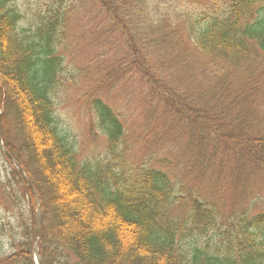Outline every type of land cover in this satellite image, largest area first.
<instances>
[{"label": "trees", "instance_id": "obj_1", "mask_svg": "<svg viewBox=\"0 0 264 264\" xmlns=\"http://www.w3.org/2000/svg\"><path fill=\"white\" fill-rule=\"evenodd\" d=\"M19 1L0 0V105L19 152L6 146L41 197L43 263L264 264V211H253L258 196L245 206L264 186V0H87V45L120 43V67L97 65L95 81L116 84L128 65L150 92L140 101L152 108L141 128L150 155L133 164L125 114L96 91L88 105L105 154L80 162L56 117V99L82 74L63 51L83 0H36L31 17ZM166 144L188 154L183 180L166 171L170 160H153L152 145ZM5 163L0 203L18 219L3 263L34 264V196Z\"/></svg>", "mask_w": 264, "mask_h": 264}, {"label": "rangeland", "instance_id": "obj_2", "mask_svg": "<svg viewBox=\"0 0 264 264\" xmlns=\"http://www.w3.org/2000/svg\"><path fill=\"white\" fill-rule=\"evenodd\" d=\"M36 2V0H20L18 4L23 10L32 9L37 11L41 7L35 4ZM87 3V0H83V5L85 4L83 8H74L75 12L71 15L70 28L66 30L68 42L65 45L66 49H64L63 53L65 54L67 51V63L70 62L71 68L75 72L81 70L82 74L76 79V84L69 85L66 92L61 93L56 99V117L61 123L63 136L66 137L70 145L74 146L81 160L94 159L92 157L95 154L100 155L106 153L107 144L104 138L105 136L103 134L101 135L100 130L95 128V111L90 110L88 105L90 97H95L96 91L112 108L122 111L125 114L122 123L125 126V133L127 134L123 140L127 151L126 158L129 163L133 164L142 159H148L150 152H147V149L149 148L148 142L150 138H141L145 132V129L141 128L146 125L147 112L151 108L140 105V99L147 97L148 87L141 83L142 77L136 71H128L136 70L129 68L128 65H126L127 71L125 76L122 69L118 71L123 72V74L118 78V83L116 84H110L108 81L102 80L100 78L102 73H98L99 77L95 81V65H102L103 62H106L110 70L112 66L114 68L120 67L115 64L120 61L121 54L118 52L120 43L114 36L110 44H99L98 46L87 45L89 36L95 31V20L87 18L94 8L93 6L90 7ZM32 10L27 11L30 17L33 13ZM151 12L149 10L145 13L146 16L142 14L139 15V18L144 16L146 20H149ZM93 14L95 15V13ZM136 14L140 13L136 11ZM166 56L169 57L168 55ZM153 66H157V63L153 62ZM69 67L67 65V68ZM164 75L168 77L171 74L164 73ZM123 76L125 77L124 79ZM204 79H206V76L203 71L197 75V80ZM174 86L177 85L174 84ZM98 87L102 90H96ZM177 90L181 89L179 88ZM150 126L153 131L158 130L153 127V124ZM8 130L7 135L5 134L4 142L9 143L11 146L14 145L16 147V154L19 152V139L15 136L16 130H14L13 125L9 126ZM176 142L183 143L184 141L183 139H179ZM152 146L151 152L157 151L160 153L154 155L153 160H159L160 158L170 160L173 167L172 171L167 169L166 171L170 176L175 175L178 180H183L182 172H180V167L177 164L180 166L184 165L188 154L177 150L181 148L180 143L177 144V149L172 144H166V147ZM21 157L24 160H28L26 153ZM5 164L0 152V172L3 171L4 167H7ZM176 177H173V179H176ZM256 196L258 198L254 201L256 203L252 205L253 211H264V186L255 195L246 200L245 206L250 205ZM5 198H3L4 201ZM8 206H10L9 203ZM243 206L244 203L241 205V208ZM27 215L31 218L30 213H27ZM2 218L8 219L11 222L16 221L15 217L13 219V214H7L0 209V227L2 225ZM10 249L11 246L8 239L0 237V260H3L5 256L9 255Z\"/></svg>", "mask_w": 264, "mask_h": 264}, {"label": "water", "instance_id": "obj_3", "mask_svg": "<svg viewBox=\"0 0 264 264\" xmlns=\"http://www.w3.org/2000/svg\"><path fill=\"white\" fill-rule=\"evenodd\" d=\"M0 144H1V148L3 150V152L5 153V155H7L10 160L12 161V163L14 164V166L20 171V173L22 174V176L24 177L26 183L30 186V188L32 189L35 198H36V202H37V210H36V226H35V235H36V240H35V246H34V256H35V261L36 264H43L42 260L38 254V241H39V236L41 233V226H42V210H41V202L39 199V196L37 194V191L35 190V188L33 187V185L31 184V182L29 181V179L26 177V174L24 172V170L22 169V167L19 165V163L17 161H15L10 155L9 153H7V151L4 149L3 145H2V123H1V111H0Z\"/></svg>", "mask_w": 264, "mask_h": 264}]
</instances>
